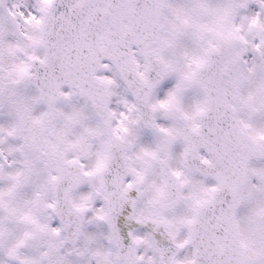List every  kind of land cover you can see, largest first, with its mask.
<instances>
[{"label": "snow or ice", "instance_id": "snow-or-ice-1", "mask_svg": "<svg viewBox=\"0 0 264 264\" xmlns=\"http://www.w3.org/2000/svg\"><path fill=\"white\" fill-rule=\"evenodd\" d=\"M0 264H264V0H0Z\"/></svg>", "mask_w": 264, "mask_h": 264}]
</instances>
